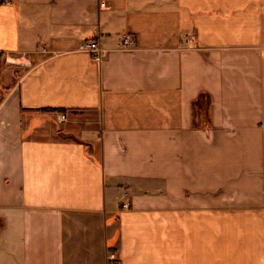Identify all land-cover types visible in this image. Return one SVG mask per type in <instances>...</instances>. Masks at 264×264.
Segmentation results:
<instances>
[{
    "label": "crops",
    "instance_id": "0c3cea01",
    "mask_svg": "<svg viewBox=\"0 0 264 264\" xmlns=\"http://www.w3.org/2000/svg\"><path fill=\"white\" fill-rule=\"evenodd\" d=\"M0 62V264H264V0H0Z\"/></svg>",
    "mask_w": 264,
    "mask_h": 264
},
{
    "label": "built area",
    "instance_id": "2783aa9c",
    "mask_svg": "<svg viewBox=\"0 0 264 264\" xmlns=\"http://www.w3.org/2000/svg\"><path fill=\"white\" fill-rule=\"evenodd\" d=\"M100 7H104V3H100ZM124 44L127 43V38L123 39ZM78 50L86 52L94 61H100L104 56V50L99 46L95 40H87L78 46ZM63 118V116H62ZM106 264H120L116 254L112 251L107 253Z\"/></svg>",
    "mask_w": 264,
    "mask_h": 264
},
{
    "label": "rangeland",
    "instance_id": "374dc122",
    "mask_svg": "<svg viewBox=\"0 0 264 264\" xmlns=\"http://www.w3.org/2000/svg\"><path fill=\"white\" fill-rule=\"evenodd\" d=\"M14 71L12 67H6L0 62V95L7 91L8 87L14 79Z\"/></svg>",
    "mask_w": 264,
    "mask_h": 264
}]
</instances>
